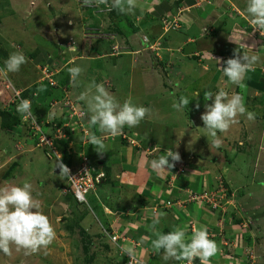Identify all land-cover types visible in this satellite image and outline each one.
Listing matches in <instances>:
<instances>
[{
    "label": "rangeland",
    "instance_id": "1",
    "mask_svg": "<svg viewBox=\"0 0 264 264\" xmlns=\"http://www.w3.org/2000/svg\"><path fill=\"white\" fill-rule=\"evenodd\" d=\"M239 1L241 2L239 3ZM231 2L236 3L233 5L242 7L244 10L239 7L238 9L245 14L247 0H230V3ZM225 3L228 5V9H226L227 13H224L221 19H216L211 23L220 35L209 34L206 36V32H204L200 26L198 27L196 24L192 26L190 32L192 33L193 30V34L196 38L201 35L205 36L204 39L206 41L203 39L204 42L200 41V45L198 46L197 44V47L200 50L203 49L209 52L208 54L204 53L209 60L206 59L205 64L201 61L203 59H198L197 62L192 61L195 66L192 67L193 71L188 73L186 77L189 78L191 82L188 86L197 88V81H194L192 77H200L201 73H203L204 66H206L205 70L207 69L210 72L208 75H202V79L200 78L202 80V86L206 87L209 84L208 88H213L214 94L218 92L220 88H224L231 95L233 93H238L239 86L231 84L219 67H225L226 64L223 62L229 58H234L233 55L235 50L238 49V46L232 42L229 47L232 46V48L235 49L233 51L226 46L224 47V36L228 34L235 22V32L231 40L238 41V45L242 42L249 46L255 45L253 51H255V54L259 55L261 59L254 70L248 72L246 76L259 81V77L264 75V43L262 42L264 35H261L260 32L259 34L262 37L258 34H253L254 30H251L249 27L246 29V22L241 19V16L229 9L230 3L226 1ZM159 12L154 11V15H161L162 13ZM118 14L119 11H115V9L113 10L111 7V0H107L106 3H97L96 0H92L90 5L85 4L81 0H0V50L2 48L5 49L9 55L14 52H22L27 58V62L20 67L18 72L7 73V75L0 72V110L15 105L16 100L14 96H18H16V93L19 91L21 94V91L28 89L34 84L33 86H36L33 91V97L35 98L34 108L37 112L34 113L36 121L46 126L47 129L44 128L43 131L47 130L49 135L57 134V130H61L60 138L54 139V147L57 150L56 155H61L62 162H71L72 151L75 152L73 154L79 155V159L81 160L83 154L78 151V148H80L79 145L87 142L89 138L84 136L87 135V133L83 135L78 129H74L69 124H65L70 122L67 112L64 111L67 104L72 101L75 103L76 107H79L74 100L75 96L79 93V85L77 84V86L76 83L72 84V77H70L68 71L69 67L65 70L66 72L61 75L63 81L57 82L55 77L52 76L55 85H49L43 70L46 68V72L50 73L54 68H52L53 65L49 63V65L45 64L47 63L46 61H48L45 52L51 51L54 53L53 55L56 56H60V53L64 54V59H56V57H53L57 60H54V67L58 64H63L75 53L83 50L88 53L91 44H94V49L98 52L97 59L101 60V62L114 59L111 56H106L108 53L113 54V57L118 61L121 60L123 56H130L128 51L135 45H132L134 43L130 44V39L125 38L121 30L124 26V21L121 20L122 18L120 20L116 19ZM160 18L161 23L159 25L149 22L145 28L139 24V21H148L145 16L135 19V25L139 24L141 29L144 28V32L140 38H142L143 41L144 39H149L148 46H150V48L154 47L153 49H161L163 47L162 45H164L162 44L163 39L159 36V32L157 34V31L160 30L159 28L166 33L168 30L174 28L167 33L170 40L168 39V41H166L164 45L166 48H164V50L159 54L157 51L155 53L151 52L148 55L143 54L137 61L139 63L142 61L143 63L141 67L143 69V74L145 73V89L150 87L147 83L152 76L151 74H153L152 67L158 68V71H155L157 73V75H155L156 77L153 76L156 80H159L157 82L158 89L153 87L152 89L154 91H151L153 94L157 95V99L155 100L151 97L149 99L154 100L155 103L159 101L160 104L157 107V113L151 118L160 119L161 117H165L167 121L169 120L168 122L174 127V132L178 129L177 132L173 134V136L176 135V137L172 136V138L177 140L179 144L182 143L183 147H179V145L177 146V142H173L170 136L172 133L170 134L167 132L170 126L166 127L164 126L165 124L156 122L152 124V127H155L157 130L155 129V132L152 130L150 133L153 134L154 132V137H156V140L160 143L166 142V138L168 141L173 142V144L175 143L173 148L171 147L168 149L169 151L173 150L180 154L181 159L177 164L179 166H184V173L189 172L192 174L197 168L199 169L197 171L199 175L198 181L200 180L202 184H196V186L189 191L188 198L194 197L198 193L200 194L206 187H204L205 184L212 185V187H208V200L212 202L210 204V209H213V206H215L213 210L218 212L221 216L223 215L222 217H224L227 222L242 221L248 224L249 222L245 220L247 218L250 219L251 222L245 227L247 230L244 232V236L255 239V244L252 242L255 248V246L258 245L257 241L261 236H264V155H260L261 151L264 152V143H261V139H264V132L260 130L261 127L264 128V99L259 95L261 94V89L259 87H253L255 88L254 91L258 92V98L261 99L258 101V106H253L254 108L250 107V105H254V101L250 98H247L248 100L245 105L249 112L255 114L254 119L250 120L246 115H242L238 117V122L234 124L238 127L243 125V127L247 128H244L243 131H238L236 135L238 136L237 139L235 136L231 137L232 142H229L228 145L227 142L221 140L222 143L219 148L224 150L225 153H223L224 151H219L212 142H206L207 148L203 150L209 151L213 156H217L214 162L208 156L200 154L204 152L203 150L199 151L200 149L195 147L191 148L184 146L187 139L185 134L186 126H190L194 121L192 122V120L189 119V113L188 115L185 113L184 117H182L181 114H178L180 111H177L175 108L172 109L173 103L179 101L177 99L178 94H180L181 97L187 95L190 99L188 89L182 88L180 82H177L178 85H173L172 81H175L173 75L177 72L173 69V63L176 62L178 65L179 62L183 60L185 63L182 64V68L190 69V65L192 64L189 62L187 63V61L190 59L191 55L186 51H188L187 47L190 49L194 47L195 44H187V46H185L182 43L190 33H185L182 28H175L174 23L177 24L179 22L173 19L167 20L163 17ZM204 24L206 23L204 22ZM239 26L244 30L239 28ZM133 31V29L129 28V32L127 33L131 34ZM107 40L111 42L108 43ZM218 43H221L222 46L218 45ZM181 45L185 46V50H181ZM72 46H75L76 51L69 50V47ZM113 47L117 51L116 53L113 52ZM101 48H104V50ZM239 50L242 51L243 49L239 48ZM245 50L249 51L251 54L250 49L244 48V51ZM103 54L105 55L102 56ZM152 55H154L153 58L155 57L154 59H156L154 65L151 62L153 59L151 58ZM205 56L203 58H205ZM213 57L220 59L221 63L217 64V61ZM4 61V58H0V68L5 67L3 65ZM198 62L199 64H197ZM131 63L132 59L130 65ZM133 63L135 64V61ZM108 64L109 61L107 62V65ZM200 64L201 67L199 66ZM43 65L47 67H43ZM121 67H123V65ZM50 68L52 70H49ZM178 68L181 69V65H178ZM121 70L123 69L121 68ZM217 71L218 76H214ZM179 75H181V73H179ZM214 77H216L215 79L217 80L212 82ZM38 79H40L39 82ZM167 82L171 86H166ZM137 84L138 83H135L133 87V91L136 95H138ZM71 86L74 88L70 93L69 88ZM247 88L248 87L245 85L244 88H241V92H247ZM56 89H58L59 92H57ZM168 89L172 90L171 93H169ZM54 92L56 98L53 99V104H49L48 100H50V96ZM204 92L206 91H203V93ZM139 96L138 100L134 99L133 102L141 105L147 97H142L141 94ZM20 97L18 96L17 98L20 99ZM54 100L59 101L54 103ZM213 100L214 97L207 101L208 104H211ZM197 104H199L198 110L200 111L197 117H200L206 109H202L203 106L200 104V101L196 102V107ZM48 109L49 112H47ZM84 123L85 121L83 124ZM148 123V121L144 120L140 122V126L146 128ZM194 125L195 128L191 127L193 132H190L188 136L189 140L192 141L195 136L201 140L204 137L203 133L205 130L202 129L204 125L198 124L197 128L196 122H194ZM254 126L255 128L258 126V128L254 130ZM38 134H40L39 131L33 132L29 128L26 130L21 128L19 132L16 133L0 127V187L9 185L22 186L25 181L31 183L33 185V196L40 202L44 214L50 218L56 231V238L47 248H41L35 253L26 254L23 249L17 251L15 246H13L11 255H5L0 252V264H123L120 254L118 255V252H114V248L108 243V237L104 234V232L107 233V230L104 229V222L108 227L106 219L98 214L96 210H94L93 213L89 211L90 215L86 216L87 214L85 213L88 212L89 205L87 203H78L74 199L67 177L61 175L60 171L57 173L58 158H56V156H53V158H48L46 156V148H44L43 144L36 138ZM151 134L147 136V139L152 137ZM227 134L228 131L225 132V134L222 133L224 137ZM247 134H249V136H247ZM245 136H247L249 142H246ZM261 136L263 138H261ZM238 140H242L244 143L239 145ZM260 145L262 146L259 147ZM68 151H70V153ZM239 154L244 155L240 161H236L235 164L229 162V157L232 160L235 158V160H237L242 157ZM94 165L97 168V163L94 162ZM236 165L239 166V168H237ZM74 169H76V167H74ZM100 179L98 180L99 182ZM246 186H248V190L245 192L244 189H246ZM96 187L97 185L95 188ZM231 187L237 188L233 190ZM94 190H91L87 194V200L90 198L89 194ZM247 197H250L252 201L250 198L248 200ZM245 202H253V205H258V208H254L255 206L248 207V204H245ZM253 230L254 234H252ZM255 231L259 234L257 235ZM109 241L114 245L110 239ZM249 249L250 248H248V259H250L249 255H251ZM242 253H244V251H242ZM258 253L259 252L256 251V254ZM144 260L147 264H152L147 259ZM259 260L260 261L253 264H264V259Z\"/></svg>",
    "mask_w": 264,
    "mask_h": 264
},
{
    "label": "crops",
    "instance_id": "2",
    "mask_svg": "<svg viewBox=\"0 0 264 264\" xmlns=\"http://www.w3.org/2000/svg\"><path fill=\"white\" fill-rule=\"evenodd\" d=\"M176 1L178 0H137L138 6L136 7L133 13H120V17L116 19L120 20L122 18L121 20L124 21V26L123 28H121V30L124 33L125 38L130 39V44L134 43L132 45H135L133 48H131L130 51H128V53H130V56H123L122 59L119 60L120 62L115 59V57H113L114 55L111 53V55L109 53L106 55L114 58L111 61L110 59L108 60V65V61L101 62V60H98V52L95 51L94 44H91V47L88 49V53L84 50L75 53L73 56L71 55V57H69L68 60L65 61L63 64L57 63L58 65L55 67V58L53 57H56V59H64V54L60 53V56H56L53 55L54 53L51 51L45 52L48 58V61H46L47 63L45 64L53 65L52 68H54V70L51 71V73L52 76L55 77V80L57 82L63 81L61 75L66 72L65 70L68 67L71 68L79 66L84 70L82 74L78 77V83H76V85H79V93L75 96L74 100L76 104H78L86 111V113L87 107L83 101L79 100V95L87 89L88 85L92 81H95L97 84L104 83L108 91L112 93L121 104L129 96H131L133 100H138V98L140 97L139 95L141 94L142 97H147V99L143 98L144 102H142L141 105L151 109V114L146 116L145 119L142 120L149 122L146 128L141 127L140 124L136 127L125 126L121 133L116 136H111L107 133H101L98 130V126H91L89 124V115H86L83 122L85 121L84 126L87 129L88 134L84 135L82 130H79V132L88 138L92 134H95L98 137H102L105 143V149L103 150L105 152L103 154L98 153L95 147L89 143V140L83 143L82 145L80 144V148H78L79 153L83 154V156L85 157L87 156L93 162L97 163L96 169L97 171L102 173L103 176L100 179V183L97 185L95 190L89 194L90 198L87 200L89 209L88 212H86L85 214H87L86 216H89V211L93 213V211L96 210L98 214H100L106 219V222H108V226L111 227V233L119 237V242H122L124 247H132L133 249L134 247H137V250L135 251L143 259H147L152 264H188V262L185 260H164L163 250L157 253L152 247V240L156 238L154 235V231L161 232L163 229H167L169 232H171L175 228L180 227L186 230L187 240V238L191 237L193 229L199 228L201 226L207 227L210 238L215 240L219 248L218 253L211 258L210 264H248V262H244L246 256L248 257V248H250L249 251H251V260L253 263H255L260 261L259 259H264V236H261V238L257 241L258 245H256L254 248L252 242H254L255 244V239L250 238L248 236H244V232H246L247 230L245 229V227L251 222L250 219L247 218L245 220L249 222L248 224H246L245 222L243 223L242 221L227 222V220L222 217L223 215L221 216L218 212H215V210H211L204 201L198 198L199 193L196 194L193 198H188L189 191H191V189H193L196 184H202L200 183V180L198 181V168L192 174L189 172L184 173V166H179L177 162H175V166L171 170L165 169L161 172H157L151 168L152 160L158 159L160 156L165 155L171 147L173 148L175 146V143L173 144V142L178 143L177 140L172 138L173 134L176 133L178 129L174 132V127L168 122L169 120L167 121V119H165V117H161V120L151 118L157 113L156 110L158 105L160 104L158 100V103H155L154 100L149 99L150 97L155 100L157 99V95L153 94L151 91H154L152 89L153 87L158 89L157 82L159 80H156L154 78L156 77L155 75H157L155 71H158V68L152 67V72L154 75L151 74L152 76L150 77V80L147 83L151 88L148 87L147 89H145V73L143 74V69L141 67L143 66V63L142 61L141 63H139L137 60H139V58L143 54L148 55L149 53H155L156 51L159 54L162 50H164V48H166V46L164 45L169 39L167 33L170 30H173L174 28L168 30L167 33L161 28H159L160 30L157 31V34L159 32V36L163 39L162 44L164 45H162L163 47L161 49H153L154 47L150 48V46H148L149 44L144 42L143 39L140 38V36L142 37L144 28L148 25L149 22L151 24L157 23L159 25L161 23L160 17H163L167 20H176L179 23L176 24L175 28H182L185 33H190V35L187 36L186 39L182 41V43L185 46H187V44H195L196 46L190 49L187 47L188 51H186L189 55H191L187 63L189 62L192 65H190V69L188 68V71L187 68V70L182 68V64L185 63V61L181 60L179 62L178 65H181V69L178 68V65L176 64V62H174L173 69L177 72L173 75L175 77V81L172 82L173 85H176L177 82H180L182 88L186 90L188 89V94L190 93V99L187 97V95L184 97H187L190 103L187 107L183 108L182 111L178 112V114H181L182 117H184L185 113L186 115H188L189 113V119L192 120V122H196L197 128L198 124H204L201 119V116L197 117L200 111L198 110L199 108L195 106V104L196 102L200 101V104L203 106L202 109H205V104H208V100H204L203 91H211L213 93V88H208L209 84L206 87L202 86V75H208V73L210 72L207 69L205 70L206 66H204L202 71L203 73H201V76L199 75L200 77H192L194 81H197V88L188 86V84L191 82L189 78L186 77V75L193 71L192 67L195 66L193 65L192 61L197 62L198 59H203L201 61L205 64L207 57L204 55V53H209L207 50H200L197 47V44L199 46L200 41H203L205 36L201 35L196 38L193 34V30L192 33L190 31L192 29V26L196 24L198 27L200 26L204 32H206V36L209 34L220 35L211 23L214 22L216 19H221L223 17L222 15L224 13H227L226 9H228V5H226L225 1L230 3V0H179V2ZM240 2L241 1H239V3ZM233 4L236 3L231 2L229 9L241 16V19L244 22L248 21L246 23L248 26V23H250V18L248 14L246 15V12L244 14L243 12H241V10L238 9L239 7L240 9L244 10L242 7ZM154 11H160L159 13L162 14L154 15ZM142 16H145L148 19L147 22H144L143 20L139 21V24L141 26H144L143 29H141L139 24L135 25V19H139L140 17L142 18ZM204 22L206 24H204ZM235 27L236 23L234 22L233 27L228 32V34L224 36L223 39L224 47L226 46L232 51L235 49H233L232 46H229L230 44H232V41L230 39H232L234 36ZM129 28L134 30L133 33H127L129 32ZM239 28L243 29L241 26H239ZM107 41L108 43L111 42L110 40ZM184 45H181V50H185ZM218 45H221V43H218ZM102 50H104V48ZM237 50L240 51L239 47ZM243 51L244 48L242 52ZM104 55L105 54H103L102 56ZM153 56L154 55H152L151 58H153ZM204 56L205 58H203ZM131 59L132 63L130 65ZM153 59L151 60V62L154 65L156 63V59ZM134 61L135 64L133 63ZM197 64H199V62ZM122 65L123 67H121ZM199 66L201 67V64ZM43 67L47 66L43 65ZM119 67H121L124 71L121 70V68ZM182 69L184 72L182 71ZM49 70L52 69L50 68ZM179 73H181V75H179ZM216 75L218 76V71L216 72V74H214V76ZM215 78L216 77H214V80L211 79L212 82H215L217 80ZM247 78L248 77L246 76V78H244L243 80L244 85L248 87L246 89L247 92H245L246 95L245 93L241 92L240 87L239 89L237 87L238 93H240V95L243 97L245 105L248 100L247 98H250L254 101V105L252 104L251 106L249 104L250 107H255L256 105L258 106V101L260 99L258 98L259 95H261V98L264 99V90H262L261 94L258 95V92L254 91L255 88H252L253 85H250L251 81H248L249 84L247 83ZM39 81L40 79H38V82ZM135 83H138V95H136L133 91ZM166 86L171 85L167 82ZM73 88L74 87L72 86L69 88L70 93L72 92ZM170 88L173 89L172 87ZM56 90L57 92H59L58 89ZM168 91L169 93H171L172 90L168 89ZM197 93H199L198 96ZM247 94L248 96L253 97H248ZM180 97L181 95L178 94L177 99L179 100ZM54 98H56L55 92L51 94L50 100H48L49 104H53ZM58 101L59 100H54V103ZM47 112H49V109ZM156 122L165 124L164 126L166 127L170 126L168 127L169 129L167 130V132L170 134L172 133L170 136L173 142L168 141L167 138L166 142L162 143L156 140V137H154V132L156 128L152 127V124ZM194 122L190 124V126H186L185 134L187 139L184 143V146L191 148L195 147L197 149H200L199 151H201L207 148L206 142H212L213 138L210 137V135H208L207 132L203 130L204 137L201 140L197 136H195V140L193 139L192 141H190L188 136L190 135V132H193V129H191V127L195 128ZM232 126L233 127L228 130V134L225 135V137L224 135H222V133H218L219 139L224 142H227V145L229 142H232L231 137L235 136L236 139L238 138V136L236 135L239 130L243 131L244 128H247L243 127V125L241 127L235 125ZM257 128H255V126L253 127L254 130ZM152 130L154 131L153 134L150 133L152 132ZM260 130L264 132V128L261 127ZM150 134L152 135V137L150 136L151 138L147 139V136H149ZM130 135L133 137H131ZM247 136H249V134H247ZM247 136H245V140L246 142H249ZM173 137H176V135ZM261 138L263 137L261 136ZM238 142L239 145H242L244 143V141L242 140H238ZM261 143H264V139H261ZM178 145L179 147H183L182 143H178L177 146ZM261 146L262 145H260L259 147ZM216 148L219 149V151H224L219 147ZM68 152L70 153V151ZM73 153L75 152H71V162L65 161V163H67V165H70L72 168L77 167L80 162L79 155ZM223 153H225V151ZM200 154L208 156L213 162L217 159V156H213V154H210L209 151H204ZM241 154L239 155L242 157L237 160H235L236 158L232 160L229 157V162L235 164L236 161H240L244 156ZM260 155H264V152L261 151ZM170 162H172L171 158ZM237 168H239V166H237ZM59 171L57 173H59ZM64 176L66 177V175ZM206 185L207 184H205L204 187ZM236 188L237 187H231V189L233 190H235ZM247 188L248 186H246V189H244L245 192L246 190H248ZM249 198L250 197H247L248 200ZM250 200L252 201L251 198ZM166 201H169L171 204L169 206H166ZM245 204H248V207L255 206L254 208H258V205H253V202H245ZM156 217H159V223L155 226V229H153L152 221ZM255 232L257 235L259 234L257 233V231ZM252 234H254V230ZM107 240L111 247L114 248V252L116 251L118 252V255H121L119 248L116 245H112V243L109 241V238H107ZM187 242H190V240H187ZM242 251H244V253H242ZM256 251L259 252V255L256 254ZM248 260L250 263H252L250 259ZM193 264H200L199 259L197 258L196 260H194Z\"/></svg>",
    "mask_w": 264,
    "mask_h": 264
},
{
    "label": "clouds",
    "instance_id": "3",
    "mask_svg": "<svg viewBox=\"0 0 264 264\" xmlns=\"http://www.w3.org/2000/svg\"><path fill=\"white\" fill-rule=\"evenodd\" d=\"M97 3H106L107 0H96ZM85 4H91L92 0H84ZM137 0H111V7L117 9L122 14L133 13L137 7ZM246 13L250 18L248 27L254 30L253 34L264 35V0H247ZM248 21H246L247 23ZM260 32V34H259ZM262 37V36H261ZM231 40V39H230ZM149 39L144 42L148 44ZM239 48H248L249 51L234 52V58H229L223 63L225 67H219L224 76L231 84L244 88L243 80L246 74L254 70L260 62V56L255 54L253 48L245 43L237 44ZM261 42V41H260ZM237 47V48H238ZM70 51H76L75 46L69 47ZM242 53V54H241ZM214 58V57H213ZM217 64L220 59L214 58ZM27 62V58L22 52H14L5 61V67L0 68V72L5 75L11 72H18L20 67ZM74 62V61H73ZM73 83H78V77L84 71L81 67L75 66L68 69ZM19 95V93H17ZM199 93H197V96ZM264 96V95H263ZM214 97L211 104H205L206 111L201 115L203 129L210 135L212 144L219 147L222 141L218 133L227 132L232 125L238 122V117L246 115L248 119H254V113L249 112L245 106L243 97L238 93L229 94L224 88L213 94L211 91L204 92V100ZM79 100L83 101L87 107L89 124L98 126L101 133L116 136L121 133L125 126L136 127L146 116L151 114V109L133 102L131 96L121 104L117 98L108 91L104 83L97 84L92 81L87 89L79 95ZM187 97H180L178 102L173 103V108L182 111L189 105ZM199 108V104H197ZM17 112L27 120L32 119L36 124V116L33 113L31 101L21 99L17 105ZM84 114V113H82ZM89 143L95 147L98 153L103 154L105 143L102 137L95 134L90 135ZM170 158L171 161L170 162ZM180 154L170 150L165 155L151 161V168L161 172L165 169H172L175 162L180 161ZM62 157L58 154V161ZM61 175H68L70 169L62 162H58ZM159 223V217L152 221V227ZM155 239L152 240L153 249L159 253L163 250L164 260H185L188 264H193L197 258L200 264H210V260L218 251V245L211 239L206 226L194 228L192 235L186 240V230L180 227L166 234L154 231ZM56 238L55 228L50 218L44 214L40 202L33 196V185L25 181L21 185H9L0 187V252L11 255L13 246L17 251L23 249L26 254L35 253L41 248H47ZM131 259L135 258V251L132 247H122ZM250 260L252 259L249 255ZM248 260V257L245 258ZM252 262V260H251ZM253 264V262H252Z\"/></svg>",
    "mask_w": 264,
    "mask_h": 264
},
{
    "label": "built area",
    "instance_id": "4",
    "mask_svg": "<svg viewBox=\"0 0 264 264\" xmlns=\"http://www.w3.org/2000/svg\"><path fill=\"white\" fill-rule=\"evenodd\" d=\"M81 1L84 2V0H81ZM174 24L176 26V23H174ZM262 42L264 43V39ZM113 52L114 53L117 52L114 47H113ZM46 70L47 69L45 68L43 71H44V75L47 79V82L49 83V85H55V81L52 78V73L51 72L47 73ZM18 93H19L18 96L20 97V92L18 91ZM16 96H17V93H16ZM17 97L14 96V98L16 100V105H18L20 100L22 99L21 97H20V99ZM18 100H19V102H18ZM12 103H14V102H12ZM8 107H6V109H8ZM66 108H67L68 119L70 120V122L65 123V124H69L74 129H80V130H82L83 133L88 134V131L82 122L83 118L86 115L85 110L82 109L80 106L76 107L75 103L72 101L69 102V104H67ZM82 113H84V114H82ZM22 124L26 125V127L31 129V131H33V132L39 131L40 134H38V136H36V138L38 139V141L40 143L43 144L44 148H46L45 154L48 158H53V156H56V158H58V156L56 155L57 150L54 147V139L60 138L61 130H57V134H53V135L45 134L43 132V125H41L40 122H37V121H36V124L33 123L31 118L25 120L22 117ZM62 136H64V135H62ZM58 162L60 163L62 161H58ZM63 164H65V163H63ZM65 165H67V164H65ZM67 167L70 169V172H69V176L66 175V177H67L68 183L71 187V191H72V195H73L74 199L78 203H87V197L86 196L91 190H94L95 186L97 185V182H99L98 180L102 177V173H98L97 175H93L92 172L95 170V168L93 166H90V163L88 162V160L85 156H82V159L79 162V165L76 167V169L72 168L69 165H67ZM198 198L200 200L204 201L205 203H210V204L212 203L211 201L208 200V192H206V191L203 193H200L198 195ZM170 204L171 203L169 201H166V206H169ZM213 207H215V206H213ZM108 238L114 243V245H116L119 248L121 254H124V252L122 251V247H124V246H123L122 242H119V237L117 235L108 234ZM135 250H137V247H134V251ZM135 253H136V255H135L134 259H131L126 253L124 254L127 257L126 264H147L145 262V260L136 251H135Z\"/></svg>",
    "mask_w": 264,
    "mask_h": 264
},
{
    "label": "trees",
    "instance_id": "5",
    "mask_svg": "<svg viewBox=\"0 0 264 264\" xmlns=\"http://www.w3.org/2000/svg\"><path fill=\"white\" fill-rule=\"evenodd\" d=\"M176 2H179V0L178 1H176ZM113 10H114V8H113ZM115 11H117V9H115ZM120 12H119V14H118V16H117V18L118 17H120ZM159 19V18H158ZM8 56H9V53L5 50V49H1L0 50V58H4L5 59V61L7 60V58H8ZM5 61H4V63H3V65L5 66ZM260 77H261V79H260ZM259 77V81L258 80H253L252 78H247V83H248V81H251V84L250 85H253V87H259L260 89H261V91L262 90H264V86H263V80H264V75H261ZM255 81H257V82H255ZM249 84V83H248ZM263 86V87H262ZM35 87L36 86H31V87H29L28 89H26V90H24V91H21V98L22 99H28V100H30L31 101V105H32V110H33V113H37L36 112V110H35V108H34V102H35V98L33 97V91L35 90ZM252 87V88H253ZM83 109V108H82ZM62 110H64V109H62ZM64 111H66L67 112V108H65V110ZM86 112V111H85ZM86 115H87V113H86ZM86 115H85V117H86ZM85 117L83 118V120L85 119ZM69 120V119H68ZM83 122V121H82ZM0 127L1 128H3V129H6V130H11V131H13V132H19V129H27V127H26V125H23L22 124V115L20 114V113H18L17 112V105L15 104V105H12L10 108H8V109H6V108H4L3 110H0ZM44 128H46V126L45 125H43V129ZM80 129H78V131H79ZM45 134H48L49 135V133H47L48 131L47 130H44L43 131ZM57 141V140H56ZM58 142V141H57ZM86 158H87V160H88V162L90 163V166H93L94 168H95V170L92 172L93 173V175H97L98 173H100L99 171H97V169H96V167H95V165L93 164L94 162L91 160V159H89L87 156H86ZM81 159H82V157H81ZM81 161V160H80ZM63 163H65L64 161H63ZM65 164H67V163H65ZM79 165V164H78ZM106 174V173H105ZM108 175V174H107ZM103 177V176H102ZM100 182H97V185L99 184ZM212 183V182H211ZM208 187H212V185H206V187L204 188V190L203 191H201V193H203V192H208L209 191V189H208ZM200 192V191H199ZM206 205L210 208L211 207V205H210V203H206ZM213 209H214V207H213ZM212 208H211V210H213ZM153 212H155V211H153ZM216 212V211H215ZM107 224H108V222H107ZM104 226H105V228L104 229H106L105 231L107 232V233H105L104 232V234H105V236L106 237H108V234H113V233H111V227H107L106 226V224H105V222H104ZM169 231L167 230V229H163L162 231H161V233H164V234H166V233H168ZM121 256V259H122V262H123V264H126V261H127V257L124 255V254H121L120 255ZM248 261V264H251L250 262H249V260H244V262H247Z\"/></svg>",
    "mask_w": 264,
    "mask_h": 264
},
{
    "label": "water",
    "instance_id": "6",
    "mask_svg": "<svg viewBox=\"0 0 264 264\" xmlns=\"http://www.w3.org/2000/svg\"><path fill=\"white\" fill-rule=\"evenodd\" d=\"M60 169L58 168L57 171H59Z\"/></svg>",
    "mask_w": 264,
    "mask_h": 264
}]
</instances>
